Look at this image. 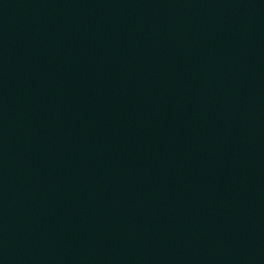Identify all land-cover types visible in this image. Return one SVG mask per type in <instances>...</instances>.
<instances>
[{
  "label": "water",
  "instance_id": "95a60500",
  "mask_svg": "<svg viewBox=\"0 0 264 264\" xmlns=\"http://www.w3.org/2000/svg\"><path fill=\"white\" fill-rule=\"evenodd\" d=\"M0 264H264V0H0Z\"/></svg>",
  "mask_w": 264,
  "mask_h": 264
}]
</instances>
